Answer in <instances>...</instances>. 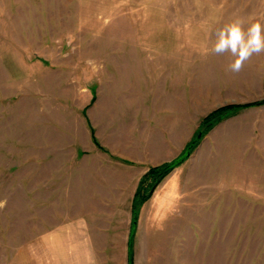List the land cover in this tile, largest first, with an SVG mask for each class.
Masks as SVG:
<instances>
[{
	"label": "rangeland",
	"instance_id": "374dc122",
	"mask_svg": "<svg viewBox=\"0 0 264 264\" xmlns=\"http://www.w3.org/2000/svg\"><path fill=\"white\" fill-rule=\"evenodd\" d=\"M242 1L0 0V264H130L200 131L133 264H264V104L203 123L264 100V54L210 52Z\"/></svg>",
	"mask_w": 264,
	"mask_h": 264
},
{
	"label": "clouds",
	"instance_id": "9594fccd",
	"mask_svg": "<svg viewBox=\"0 0 264 264\" xmlns=\"http://www.w3.org/2000/svg\"><path fill=\"white\" fill-rule=\"evenodd\" d=\"M210 52L230 55L228 70L239 73L254 55L264 54V23L239 17L228 21L215 31Z\"/></svg>",
	"mask_w": 264,
	"mask_h": 264
},
{
	"label": "trees",
	"instance_id": "16d2710c",
	"mask_svg": "<svg viewBox=\"0 0 264 264\" xmlns=\"http://www.w3.org/2000/svg\"><path fill=\"white\" fill-rule=\"evenodd\" d=\"M260 104H264V100L257 101L253 104L243 103V104L224 105V106L212 111L210 114H208L204 118V120H203L204 126L211 127L214 124L222 122L226 118L238 113L242 108L248 107L250 105H260ZM198 142H199V140L196 142L195 146L193 147L192 152H193V150L196 147ZM167 164L168 163L160 165V166L150 167L149 170L146 172L145 176L141 180L140 186H139L137 193H136V198L134 201V212L137 211V207L140 204V203H138V201L144 202V201L148 200L152 196L153 188L157 185V183H159L161 180H163L168 175L169 172H171L173 169L176 168L175 167L171 170H167L166 169ZM130 264H133V255H132V262H131V257H130Z\"/></svg>",
	"mask_w": 264,
	"mask_h": 264
},
{
	"label": "water",
	"instance_id": "95a60500",
	"mask_svg": "<svg viewBox=\"0 0 264 264\" xmlns=\"http://www.w3.org/2000/svg\"><path fill=\"white\" fill-rule=\"evenodd\" d=\"M202 135H203V131H200L197 137L191 142V144L184 150V152L178 158L168 162L166 169L171 170L177 167L179 164L186 161L191 156L193 147L195 146L196 142L201 139ZM154 189L155 187L153 188V191ZM137 222H138V213L137 211H135L134 216H133V221H132L131 237H130L131 262H132V255H133V239H134V234H135V230L137 227Z\"/></svg>",
	"mask_w": 264,
	"mask_h": 264
},
{
	"label": "crops",
	"instance_id": "0c3cea01",
	"mask_svg": "<svg viewBox=\"0 0 264 264\" xmlns=\"http://www.w3.org/2000/svg\"><path fill=\"white\" fill-rule=\"evenodd\" d=\"M251 7H256L257 9H264V0H259V1L245 0V1L240 2L239 6H237V8H245V9L251 8ZM251 147H253V151H257V152H262L264 150V149L263 150L261 149L262 151H260L259 148H262V147L259 145V143L256 146L253 145V143H251Z\"/></svg>",
	"mask_w": 264,
	"mask_h": 264
}]
</instances>
